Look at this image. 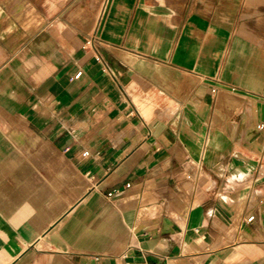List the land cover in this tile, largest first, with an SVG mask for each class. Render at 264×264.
Segmentation results:
<instances>
[{
    "label": "crops",
    "instance_id": "obj_1",
    "mask_svg": "<svg viewBox=\"0 0 264 264\" xmlns=\"http://www.w3.org/2000/svg\"><path fill=\"white\" fill-rule=\"evenodd\" d=\"M263 152L264 0H0V264H264Z\"/></svg>",
    "mask_w": 264,
    "mask_h": 264
},
{
    "label": "built area",
    "instance_id": "obj_2",
    "mask_svg": "<svg viewBox=\"0 0 264 264\" xmlns=\"http://www.w3.org/2000/svg\"><path fill=\"white\" fill-rule=\"evenodd\" d=\"M87 43L90 44V45H92V46L94 47V45H95V44H94V43H95V38H91L90 40L87 41ZM104 66H105L106 70H107L111 75H114L112 69L110 68V66H109L107 63L104 62ZM81 74H82V71H79V72L75 75V77H76V78H79V77L81 76ZM258 127L261 129V128H263V125L260 124V125H258ZM263 159H264V152H263L262 157H261V160H263ZM112 195H113V193L110 192V193L108 194V197H112ZM248 220H249V221H252V220H253V216L249 217Z\"/></svg>",
    "mask_w": 264,
    "mask_h": 264
}]
</instances>
